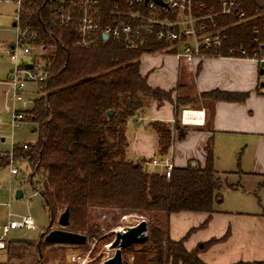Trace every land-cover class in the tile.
I'll list each match as a JSON object with an SVG mask.
<instances>
[{"label":"trees","instance_id":"1","mask_svg":"<svg viewBox=\"0 0 264 264\" xmlns=\"http://www.w3.org/2000/svg\"><path fill=\"white\" fill-rule=\"evenodd\" d=\"M136 1L99 0L101 23L111 24L113 18H121L132 24L130 13L146 14L144 5ZM224 1L237 5L232 14H221ZM24 9L21 26L37 33L29 43L42 49L48 79L41 83L43 87L40 86L38 98L29 110V118L38 125L39 139L26 150L18 147L16 157L28 164V183L43 200L51 219L49 228L68 210L70 225L64 230L94 237L99 234L93 219L96 212L138 214L151 224L145 244L148 247L144 250L149 255L146 264H205L200 254L217 240L189 251L185 243L192 231L182 240H172L170 217L180 213L210 217L223 204L224 178L215 169L213 140L206 148L204 168L174 167L170 179L163 173L146 171L144 160H128V123L152 102H172L177 111L174 127L163 122L151 125L158 138L160 158L171 149L174 131L180 140L189 132V127H181L178 117L193 98L177 95L174 101L173 92L151 88L140 73L142 56L166 51L169 44L147 35L131 38V46L124 37L105 41L96 33L94 40L83 46L75 22L79 17L77 10L75 14H66L72 19L63 23L57 19L62 10L59 0H31ZM194 10L201 15L209 11L215 15L216 26L209 22L208 29L223 38L222 55H227L231 48H244L250 54L259 48L255 38L263 40L264 36V0H195ZM236 10L244 13L243 20ZM168 12L163 10L160 18L173 19ZM255 30H259V35ZM247 98L248 94L220 90L201 95V99L211 103H242ZM109 111L113 114L109 115ZM8 159L0 154V172L7 167ZM208 223L209 219L201 229ZM17 245L32 246L25 241L9 240L6 249L15 252ZM41 246L54 245L46 244L41 236L37 249Z\"/></svg>","mask_w":264,"mask_h":264},{"label":"crops","instance_id":"2","mask_svg":"<svg viewBox=\"0 0 264 264\" xmlns=\"http://www.w3.org/2000/svg\"><path fill=\"white\" fill-rule=\"evenodd\" d=\"M140 73L147 78L151 88L173 93L187 90L189 86L182 80L194 77L192 89L197 94L190 96L193 99L187 101L178 117L183 127L190 128L189 132L184 140H180L174 131L172 147L166 155L175 168H185L193 162L204 168L208 142L213 140L214 149L218 135L254 136L257 140L252 173L249 175H255L252 179H259L257 185L262 197H258V203L254 204L252 200L239 203L235 200L230 209L221 210L220 206L218 212L210 217L200 213L173 214L170 217L172 240H182L192 231L185 243L189 251L217 240L216 244L200 254L205 264H264V179L259 177L264 175V84H260L258 79L262 74L257 64L225 57H209L189 64L175 53L165 51L164 54H144L140 61ZM214 90L248 94V98L242 103H211L201 99L203 93ZM201 100L202 104L197 109L190 110ZM191 101L193 103L189 105ZM184 111H196L200 115H193L194 120L187 123L183 120ZM176 112L172 102L165 101L161 105L152 102L142 114L129 121L130 159L149 161L159 157L158 138L151 125L163 122L174 127ZM162 171L161 168L148 172ZM207 219L208 225L201 229Z\"/></svg>","mask_w":264,"mask_h":264},{"label":"rangeland","instance_id":"3","mask_svg":"<svg viewBox=\"0 0 264 264\" xmlns=\"http://www.w3.org/2000/svg\"><path fill=\"white\" fill-rule=\"evenodd\" d=\"M15 11L16 7L11 3H0V154H5L9 158L7 167L0 174V181L2 183L0 199L12 204L11 208H0V220H4L9 214L16 215L14 217L16 220H19L22 216L31 215L36 222L38 230L19 229L12 231L8 236L10 241H25L32 244V246H28L29 244L17 245L18 247L15 252L11 251V253L7 249L1 250L0 264H103L114 256L115 251L110 248V244L115 239V232L134 227L140 222L146 221L148 223L149 237L151 224L145 216L138 214L117 215V213H110L109 211H98L93 216V219L95 221L94 224L99 227V234L94 237L87 236V244L81 246H41L40 249H37V244L43 233L47 234L49 231L59 229L58 220L60 216L57 217L49 228L51 219L48 212L44 209L43 200L28 183L30 174L28 164L25 160L16 157L18 147L24 149L22 145H34L39 139L37 132L38 125L29 118V110L33 108V100L38 98L39 88L40 86L43 87V85L36 82H26L25 89L22 92V102H14L9 98L11 90L4 83L8 82L11 71L18 67L24 69L26 65L32 64L34 56L33 53L24 54V47L17 45V28L14 27V23L16 22ZM10 46H16L17 61L11 58ZM36 48L37 50H34V53L40 50V47ZM160 52L162 54L165 53V51ZM166 52L172 53L167 50ZM258 79L260 80V84H264V74L261 77L258 76ZM182 83H186L189 88L173 93L172 99L174 101L176 100V95H181L182 97L192 95L194 97L197 94L192 89L194 77H190L189 79L185 77ZM201 104L202 100L198 104L192 105L190 110L197 109L198 105ZM15 110L25 111L28 117L24 122L13 127L12 116ZM180 125L183 127L182 123ZM208 129L210 130V127H207ZM2 139L5 141L2 142ZM256 141V137L254 136L250 138L243 135L217 136L213 152L215 169L224 178L221 191L224 203L221 205V210L230 209L231 203L235 200L239 201V203L242 201H247L248 203V200H252L254 204H257L258 197L259 199L260 196L262 197V192H259L261 189L257 185V180L259 181V179H252L255 175H249L252 173V164L257 145ZM12 158L13 167L19 170V174L16 176L10 175V159ZM128 160L135 163L139 162L138 160L130 159V146ZM150 161H146L143 166L146 171L151 170L154 172L161 169L150 165ZM259 177H263L264 179V175ZM231 189H236L237 191H232ZM18 190L24 192V197L20 200L16 199V192ZM10 191L12 192L11 196ZM145 244L147 242L124 250L123 264H146L149 255L144 253V250L148 247Z\"/></svg>","mask_w":264,"mask_h":264},{"label":"built area","instance_id":"4","mask_svg":"<svg viewBox=\"0 0 264 264\" xmlns=\"http://www.w3.org/2000/svg\"><path fill=\"white\" fill-rule=\"evenodd\" d=\"M31 0H0V3H11L16 7V22L17 28V45L23 48L24 54L33 53V68L30 70L20 69L19 67L11 71V75L8 77L7 84L10 88L9 98L14 102H22V92L25 89L26 82L43 83L48 79V72L45 70V64L41 57L42 49L34 53L37 50V46L29 43L30 40H34L37 37V33H31L29 30L21 26V15L24 12L25 6L30 3ZM62 5L61 13H57V19L61 22H70L72 19L66 15L69 12L75 14L76 10L79 12V17L75 19L77 23V31L81 37V45L87 46L94 40L95 34L100 33L105 41L110 38L120 39L126 38L127 42H131V38L141 39L147 35H155L158 40L166 41L169 47L166 49L169 52L175 53L179 58L183 59L189 64H195L201 62L209 57H225L233 60H249L257 64L259 70L264 73V36L263 40L255 38V42L259 44V48L253 50L250 54L246 49H233L228 51L227 55L221 54V48L223 45V38L219 33L209 31L208 23L212 22L213 27L216 24L213 22L214 16L211 11L206 15L197 14L194 10L195 0H163L167 4V8L157 5L153 1L146 2V0H137L138 4H143L146 10V14L137 11L129 14V17L133 23H126L121 18H113V22L110 24L101 23V15L99 10V0H59ZM201 6H203L201 4ZM237 8V5H233L227 1L222 4L221 14L230 15L233 10ZM163 10L169 11V16H173V19H161L160 16ZM236 14L240 20L245 18L244 13L236 10ZM114 16V14H112ZM122 17V16H121ZM140 24V25H138ZM156 29H159L157 32ZM255 34L259 35V30H255ZM106 36V39L104 38ZM16 46H10V55L12 60L17 61L18 55L15 52ZM215 52L214 54H211ZM200 115L196 111H184L183 120L187 118H194L195 115ZM194 115V116H193ZM27 118L25 111L15 110L12 116V126L24 122ZM3 140V139H2ZM5 141V140H4ZM28 144L22 145L26 150ZM14 148V147H13ZM12 148V149H13ZM10 175L16 176L19 174V170L13 167V158L10 159ZM150 165L162 168V173L167 179L171 178V174L174 170V164L172 160L165 156L164 158H154L150 161ZM1 174V172H0ZM2 183L0 181V190ZM10 191V196H11ZM11 202H4L0 199V208H11ZM16 215L9 214L0 220V251L6 250L8 236L12 231L19 229H26L30 231H37L38 227L34 218L31 215H25L20 217L19 220L14 219Z\"/></svg>","mask_w":264,"mask_h":264},{"label":"water","instance_id":"5","mask_svg":"<svg viewBox=\"0 0 264 264\" xmlns=\"http://www.w3.org/2000/svg\"><path fill=\"white\" fill-rule=\"evenodd\" d=\"M153 1L161 7L167 8V4L163 0H146V2ZM106 39V36L104 37ZM32 65H26V69H32ZM263 75V72H261ZM109 115L113 114V111H109ZM4 142V139L2 140ZM196 162L191 164V167H196ZM24 197V192L18 190L16 192V199L20 200ZM58 225L61 229L49 231L47 234L42 235V239L48 245H65V246H81L88 242V238L85 235L76 234L65 231L70 225V214L66 210L59 218ZM148 237V223L146 221L140 222L138 225L121 229L115 232V239L110 244V248L115 251L114 256L103 264H123V252L131 246L142 244L147 242Z\"/></svg>","mask_w":264,"mask_h":264},{"label":"bare ground","instance_id":"6","mask_svg":"<svg viewBox=\"0 0 264 264\" xmlns=\"http://www.w3.org/2000/svg\"><path fill=\"white\" fill-rule=\"evenodd\" d=\"M193 120H194V118H192V119H191V118H189V119L187 118V119H186V122H187V123H188V122L191 123Z\"/></svg>","mask_w":264,"mask_h":264}]
</instances>
